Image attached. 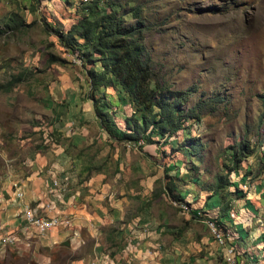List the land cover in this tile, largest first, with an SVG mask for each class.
I'll return each mask as SVG.
<instances>
[{"label": "rangeland", "instance_id": "obj_1", "mask_svg": "<svg viewBox=\"0 0 264 264\" xmlns=\"http://www.w3.org/2000/svg\"><path fill=\"white\" fill-rule=\"evenodd\" d=\"M81 1L84 0H0V178L5 172L15 174L11 162L14 154L29 151L43 143L42 133L47 130L48 134L52 118L49 110H67L71 94L76 89L82 90L81 98L87 97L88 85L80 61L64 50L57 38L46 30V24L68 30L78 19L76 8ZM136 2L143 8L142 35L154 79L169 85L170 90L195 89L185 108L198 105L200 109V120L185 123V131L177 135L179 141L186 133L191 134V138H198L202 144L198 154L192 157L184 150L160 156L169 157L165 160L172 158L184 162L179 170L184 183L188 184L192 176L197 177L200 173L202 188L204 182H213L217 174H227V169L233 167L224 168L222 162L226 161L225 156L239 150L241 142L253 149V155L240 163L237 175L228 173L229 179L237 182L244 175L246 182L240 184L239 189L246 196L254 191L259 181L264 188V0ZM16 19L21 21L20 27L14 25ZM51 55L64 59L65 63L50 65L48 59ZM105 92L99 101L116 110L115 119L122 128L121 110L130 114V108L121 106L111 88ZM90 104L87 102L88 106ZM70 105L71 110H79ZM88 106H82V110ZM171 142L175 146L176 138ZM127 147L124 158L129 164L123 162V171L149 174L138 180L153 188L154 194L147 197L148 201L143 205L151 208V218L158 220L160 210L166 206L181 211L173 205L176 201L155 196L156 192L157 195L162 193L164 181L170 182L165 175L162 157H155L159 158L157 160L142 156L137 148ZM108 166L114 170V166ZM117 181L116 185H121ZM179 186L183 187L182 184ZM13 188L15 194L17 186L14 184ZM233 191V188L225 189L223 194L235 201L237 197L229 193ZM180 194L187 197L186 192ZM220 199V194L207 198L203 218H212L210 211L219 210ZM237 201L232 205L235 211L239 210L242 200ZM256 203L261 206L260 202ZM134 205L132 214L138 215L141 210L138 211V206L136 209L137 203ZM22 215L24 219L23 212ZM215 216L217 218L218 213ZM221 219L225 221L227 216ZM26 225L31 228L30 233L24 234L27 239L23 235L21 237L18 230L11 232L12 229L0 224V264H71L80 257L79 250L72 252L75 241L43 248L39 239L41 235ZM236 229L238 236H245L241 226ZM83 237L88 242L86 236ZM79 240H83L81 235ZM237 241L240 246L251 243V240L244 242L239 238ZM83 244L79 241L77 249ZM208 247L203 246L199 251L188 247L187 253L193 257L186 255L184 259H175V264H224L221 254L220 257L207 254ZM95 257L99 256L92 258ZM171 262L159 260L160 264Z\"/></svg>", "mask_w": 264, "mask_h": 264}, {"label": "crops", "instance_id": "obj_2", "mask_svg": "<svg viewBox=\"0 0 264 264\" xmlns=\"http://www.w3.org/2000/svg\"><path fill=\"white\" fill-rule=\"evenodd\" d=\"M81 92V89H76V92L71 94L67 110H49L52 115L49 131L53 132V143L42 133V144L12 156L15 174L5 172L0 178V224L8 230L12 229L11 232L18 230L21 237L30 233L31 228L27 227L22 215L25 206H30L35 216L57 218L60 224L41 235L40 243L43 248L50 249L75 241L72 252L79 250L81 255L71 264H91L94 255L99 256L98 264H160L161 259L172 260L169 264H175V259H184L186 255L193 257L187 253L188 247H192V251H199L203 246H209L208 255L220 257L222 247L211 236L202 220L181 211L177 212L168 206L160 210L158 220L151 218V208H144L143 205L148 201L147 197L154 194L153 188L138 180L149 174L123 171V162L129 164L124 158L127 145L105 144L107 134L100 126L92 102L85 99V96L81 98ZM87 102L91 103L90 106ZM70 104L79 110H71ZM60 105H63V102H60ZM84 105L88 106V109L82 110ZM112 147L115 149L111 150ZM137 150L142 156L147 154L154 158L162 157L165 175L169 177L170 183L175 185L173 194L179 195L191 208L202 210L204 213L203 209L206 210L205 206L208 205L206 200L214 195L213 192L201 188V180L192 183L195 180L193 176L188 184L184 183L183 176L179 174L184 162L172 158L165 160L169 157L160 156L170 153L169 146L145 145L142 150ZM106 160H112L108 165L114 166V170H110L109 166L100 168ZM85 167H90V170L87 171ZM198 176L202 179L200 173ZM115 179L119 180L117 182L121 185H116ZM165 183L166 181L163 185ZM259 183L253 192L235 201L220 193L226 201H230L231 209L224 212L220 202L219 210L210 211L211 219L218 221L233 233L239 248L251 245L253 249L250 250V255L244 256L243 259L253 258V255L261 252L262 259L254 264L264 262V251L257 249L262 247L261 243L264 245V188L262 182ZM14 184L23 193L22 199L15 197ZM180 184L183 187H180ZM181 192H186L187 197L183 198ZM162 197L170 199L163 187L162 193L156 198ZM237 200H242L239 212L232 206ZM256 202H260L261 206L258 207ZM135 203L136 209L138 206V211L141 210L138 215L132 214ZM224 216H227V219L222 221L221 217ZM65 220L69 225H64ZM238 226L245 232L244 237L238 236ZM79 235L83 239L79 241L84 244L77 249ZM237 238L244 242L251 240V243L240 246Z\"/></svg>", "mask_w": 264, "mask_h": 264}, {"label": "trees", "instance_id": "obj_3", "mask_svg": "<svg viewBox=\"0 0 264 264\" xmlns=\"http://www.w3.org/2000/svg\"><path fill=\"white\" fill-rule=\"evenodd\" d=\"M76 12H79L78 19L68 30L51 24H46V30L57 38L64 50L80 61L88 85L85 99L92 102L100 126L107 134L105 144H124L139 150L145 145H163L169 146L171 151L185 150L189 156L197 155L202 147L198 138H191V134L186 133L183 140L177 139L179 132L185 131V123L200 120L198 105L185 108L195 89L170 90L169 85L154 79L142 35L143 8L136 0H86L81 1ZM13 23L16 27L21 26L18 19ZM48 63L63 65L65 60L51 55ZM108 88L116 93L122 107L130 108V114L121 110L122 128L116 122V110L99 101ZM46 131V138L53 143V132L48 130L47 134ZM174 138L175 146L171 142ZM252 155L253 149L240 142L239 150L225 156L226 161L222 162L224 168L233 167L227 169V174H217L213 182H204V188L213 194L233 188L234 191L229 193L237 199L245 198L239 185L246 182V177L243 175L237 182H231L228 173L237 175L240 163ZM102 167L108 168V160L100 165ZM85 169L89 171L90 167ZM200 180L197 176L192 183ZM173 187L172 183L166 182L164 192L173 201L183 202L179 195L173 194ZM220 197L222 210L228 212L230 201Z\"/></svg>", "mask_w": 264, "mask_h": 264}, {"label": "built area", "instance_id": "obj_4", "mask_svg": "<svg viewBox=\"0 0 264 264\" xmlns=\"http://www.w3.org/2000/svg\"><path fill=\"white\" fill-rule=\"evenodd\" d=\"M86 1V0H84ZM46 137V133H45ZM8 167H10L8 165ZM11 172V171H10ZM15 197L21 198L23 197V193L20 190L15 191ZM173 205L179 209H181L182 212L187 213L189 215H192V212H195L194 217L196 219L202 220L206 227L208 228L211 236L217 241L219 246L222 247L221 257L223 259L224 264H254L255 261L257 263L260 259H262V255L260 256L261 252L259 254L253 255V258H247L243 259L244 256L250 255V251H245L248 249H241L237 246V244L234 241L233 233L228 231L225 226H223L221 223H219L216 220L210 219V218H203V212L202 210H196L191 208V206L186 202H173ZM24 221L29 225L35 228L38 234L43 235L47 231L54 229L60 224V221L55 217H44V216H35L29 206H25L24 210ZM64 225H69L68 221H64ZM260 251H264V245H262L261 248H259ZM256 258V260H254ZM98 258H95L91 264H98ZM102 264H108L107 262H104ZM260 264H264V262H261Z\"/></svg>", "mask_w": 264, "mask_h": 264}]
</instances>
